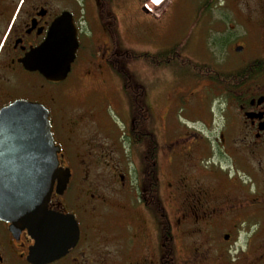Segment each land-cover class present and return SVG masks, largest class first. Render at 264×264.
I'll list each match as a JSON object with an SVG mask.
<instances>
[{"label":"flooded vegetation","instance_id":"obj_1","mask_svg":"<svg viewBox=\"0 0 264 264\" xmlns=\"http://www.w3.org/2000/svg\"><path fill=\"white\" fill-rule=\"evenodd\" d=\"M239 1L245 16L239 22L235 15L236 24L249 28L233 42L235 64L227 70L221 62L202 65L218 77H191L182 92L193 115L159 128L170 133L162 143L153 130L155 144L145 146L144 108L136 106L133 116L123 82L111 91L116 103L104 88L105 72L119 76L106 25H98V42L96 29H82L81 10L91 0H0V111L17 100L46 107L58 165L70 171L65 187L58 191L54 184L48 208L72 214L79 227L63 256L40 261L29 256L35 241L28 229L0 217V264H264V0ZM65 12L78 46L66 76L50 81L44 69L64 43L65 28L50 46L49 39ZM82 82H90L95 95L88 107L75 97ZM144 106L151 120L145 100ZM67 148L80 165L109 168L121 180L123 225L111 236L115 249L89 224L95 201L105 198L75 175ZM32 160L19 154L15 163Z\"/></svg>","mask_w":264,"mask_h":264},{"label":"rangeland","instance_id":"obj_2","mask_svg":"<svg viewBox=\"0 0 264 264\" xmlns=\"http://www.w3.org/2000/svg\"><path fill=\"white\" fill-rule=\"evenodd\" d=\"M205 1L164 0L159 6L151 5L148 6V10H144L142 3L146 0H112V10L118 24V48L154 54L170 49L176 44H182L181 56L191 63L205 67L207 64L215 66L221 62L224 70H227L230 68L227 66L235 64L238 57L232 48L233 42H238V35L244 36L245 29L249 26L236 24V16L240 14L239 0H213L209 8L201 10ZM84 15L88 18L87 21L83 19ZM240 15L239 22H243L245 14ZM81 16L82 29L85 30L86 25L96 29L94 39L98 42L101 36L98 35L97 28L99 26L105 28L99 14L98 0L95 2L91 0V5L86 10H81ZM103 39L108 40L105 37ZM109 45L112 49L115 48L110 37ZM178 64L172 63L167 67L153 69L138 60L128 65L132 75L145 90L144 100L154 113L150 120V128L152 131L155 130L161 143L170 133L165 131L160 134L159 128L165 126L168 129L171 122H182L193 115L182 91L191 84V77L196 72L186 65ZM107 74L105 72L104 76L106 75L105 79L109 82L104 88L116 103L111 91L114 87L122 86V79L119 76L114 79ZM199 82L196 85L198 88L207 83L204 79ZM91 89L90 82H82L75 89V97L80 100L82 106L88 107V104L94 101L95 95L91 94ZM121 115L125 117V112H121ZM90 133L91 130H88L86 135L90 136ZM67 155L74 164L75 175L90 180L94 186L92 191L96 188L105 198L102 202L95 201L89 224L94 231L99 230L107 235L109 241L107 246L115 249L114 247L118 246L117 240L111 236L118 237L117 233L121 232L123 225V217L118 210L123 205L121 180L113 175L109 168L89 162L80 165V159H74L72 149L67 148ZM86 157L87 155H82L81 159L87 160Z\"/></svg>","mask_w":264,"mask_h":264},{"label":"water","instance_id":"obj_3","mask_svg":"<svg viewBox=\"0 0 264 264\" xmlns=\"http://www.w3.org/2000/svg\"><path fill=\"white\" fill-rule=\"evenodd\" d=\"M63 27L64 43L49 56V68L44 69L50 81L66 76L78 46L68 12L56 19L49 46L62 37ZM59 151L42 104L17 100L0 111V217L12 228L28 229L35 241L29 256L40 261L63 256L79 237L72 214L48 208L54 184L59 191L70 176L68 168L58 165ZM19 154L31 157L33 164H16Z\"/></svg>","mask_w":264,"mask_h":264},{"label":"trees","instance_id":"obj_4","mask_svg":"<svg viewBox=\"0 0 264 264\" xmlns=\"http://www.w3.org/2000/svg\"><path fill=\"white\" fill-rule=\"evenodd\" d=\"M212 1L213 0H206L201 10H205L209 8ZM99 13L102 21L104 22V24L106 25L109 31L111 39L114 41V45H115L114 59L116 62L114 63L113 67L125 85L124 89L127 96L129 97L130 102L134 104L133 116L136 117L138 112L137 108L135 109L136 106H142L144 108L143 110L144 117L143 120L141 121L142 122L141 130L143 132L144 144L145 146H150L152 144H155V136L150 128V116L148 114L146 106H144V94H143L144 88L142 84L139 83L132 75V73L128 69V65L134 61L141 60L149 67L153 69H159L162 67H167L172 63H179L178 65H182V66L186 65L190 69L194 70L196 74L199 75L208 73L210 77L212 76V78L217 79L218 74L217 72H214L211 69H208V71H206L205 68L193 64L188 59L183 58L181 56V52L183 48L182 44H176L170 49L154 54L147 52L138 53L132 50L119 49L117 44L118 24L115 13L112 10V0H99ZM137 143H138L137 139L135 138V144Z\"/></svg>","mask_w":264,"mask_h":264},{"label":"bare ground","instance_id":"obj_5","mask_svg":"<svg viewBox=\"0 0 264 264\" xmlns=\"http://www.w3.org/2000/svg\"><path fill=\"white\" fill-rule=\"evenodd\" d=\"M163 1H164V0H159V1L156 0V2H157V6H159Z\"/></svg>","mask_w":264,"mask_h":264},{"label":"built area","instance_id":"obj_6","mask_svg":"<svg viewBox=\"0 0 264 264\" xmlns=\"http://www.w3.org/2000/svg\"><path fill=\"white\" fill-rule=\"evenodd\" d=\"M151 2H153L154 0H150ZM146 6L148 7V5L146 4Z\"/></svg>","mask_w":264,"mask_h":264}]
</instances>
